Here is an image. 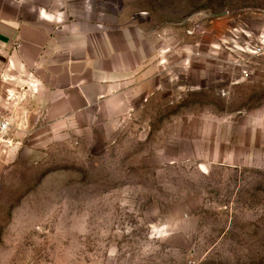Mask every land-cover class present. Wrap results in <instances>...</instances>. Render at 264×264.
Segmentation results:
<instances>
[{
	"label": "rangeland",
	"instance_id": "rangeland-1",
	"mask_svg": "<svg viewBox=\"0 0 264 264\" xmlns=\"http://www.w3.org/2000/svg\"><path fill=\"white\" fill-rule=\"evenodd\" d=\"M55 1L166 70L118 130L0 141V264H264V0Z\"/></svg>",
	"mask_w": 264,
	"mask_h": 264
},
{
	"label": "crops",
	"instance_id": "crops-1",
	"mask_svg": "<svg viewBox=\"0 0 264 264\" xmlns=\"http://www.w3.org/2000/svg\"><path fill=\"white\" fill-rule=\"evenodd\" d=\"M55 2L0 0L4 96L20 101L8 112L12 130L30 133L39 147L85 127L118 130L133 101L148 102L166 70L164 61L146 58L132 30L119 23L110 30L93 7L77 14L70 5L55 10Z\"/></svg>",
	"mask_w": 264,
	"mask_h": 264
},
{
	"label": "built area",
	"instance_id": "built-area-1",
	"mask_svg": "<svg viewBox=\"0 0 264 264\" xmlns=\"http://www.w3.org/2000/svg\"><path fill=\"white\" fill-rule=\"evenodd\" d=\"M13 129V118L10 113L0 111V141L6 142Z\"/></svg>",
	"mask_w": 264,
	"mask_h": 264
}]
</instances>
